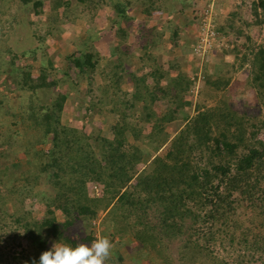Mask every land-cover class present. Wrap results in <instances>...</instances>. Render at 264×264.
Listing matches in <instances>:
<instances>
[{
    "label": "trees",
    "instance_id": "1",
    "mask_svg": "<svg viewBox=\"0 0 264 264\" xmlns=\"http://www.w3.org/2000/svg\"><path fill=\"white\" fill-rule=\"evenodd\" d=\"M75 1L87 5L92 0ZM95 1V7L91 8L93 14H96L97 5L102 0ZM156 1L158 0H147L142 3L153 7ZM174 1L181 5L182 11L189 5V0ZM49 3L45 16L46 31L55 30L57 34H61L65 30V35L71 38L65 25L74 23L78 16L68 12L71 0H51ZM103 3L116 15L111 21L113 34L105 26L101 31L98 28L96 31L88 29L77 36L73 35L71 45L75 50L65 59V62H69L79 71L81 81L85 83H88V78L90 79L98 66H108L94 44V36L105 34L111 46L110 60L118 53L116 67L119 70L124 59L128 58L123 57L128 49L121 50L127 37L121 24L123 21H130V17L126 15L129 3L119 0H103ZM247 5L246 0H241V5L235 6V10L229 14V20L220 23L217 17L214 24L219 37L228 36L231 31L245 39L241 60L237 47L225 52L233 54L240 61V66L249 64L245 86L255 91L260 105L264 108V42L255 46L247 33L239 27L240 22L246 28L264 27V0H252L249 7ZM12 8L17 10L15 16L18 18L20 8L28 11L29 15L40 16L45 11L44 0H0V25H6L7 22L14 26L17 22L14 14H11ZM60 8H63V13L59 14ZM244 9L251 14V20L243 19ZM141 21L138 25V38L149 30L147 20ZM192 21L196 22L195 17ZM1 30L0 28V34ZM2 53L8 59H2ZM18 59L23 62H16ZM32 60L35 63L44 62L39 65L36 79L29 74V62L33 63ZM57 74L58 70L50 60L46 45L20 55L6 45L4 48L0 47V86L7 84L6 79L9 78L8 82L15 89L29 93L28 101L20 99L19 109L23 113L18 115L13 113L9 105L12 102L6 96L0 99V115L3 105L7 104L10 109L9 125L16 127L14 130L9 126L6 136L1 135L0 129V160L6 156L2 150L9 147L12 136L21 140L26 156L24 163L13 160L2 162L0 188H3L4 193H0V212L4 217L13 219L9 226L15 227L5 234L8 235L10 230L18 231L16 235H22V238L30 242L28 253L1 247L0 264H33L34 261L39 264L40 255L50 250L54 242L75 247L77 242L70 233L64 234V231L77 225L80 218L86 221L94 218L98 211L108 209L111 202L123 211L121 217L124 224L117 231L121 234L110 238L114 248L106 264H146L153 261L168 264L169 255L164 242H184L187 235L190 239L192 235H202L201 227H196L199 222L217 223L218 231L203 236L206 247L192 251L183 248L184 252L193 255L199 253L206 257L210 250L208 243L216 240V234L233 235L241 231L238 228L239 220L234 214L236 204L231 201L234 193L239 195V202L247 201L256 210L258 222L250 230L253 235L251 250L254 253H264V142L255 137L258 130H264V121H255L247 115L239 114L226 96L220 97L212 108L196 112L190 125L181 128L177 137L171 140L163 157H155L157 163L154 173L139 172L137 166L147 163L151 153L146 155L129 142V136L134 142L138 140V129L125 122L122 116H117V122L112 126V138L103 136L100 129L90 133L62 123L65 103L69 97L67 93H56L55 89L67 75L64 72L61 77H56ZM229 74L230 69H227L223 71V75L216 77L218 86L215 89L221 91L229 84ZM52 75L54 77L48 79ZM150 75L156 77L159 72L155 71ZM177 87L181 92V89L187 90L189 85L186 83L184 87ZM90 90L88 88L89 92ZM35 100L38 103L34 105ZM122 104L114 102L111 111L121 110ZM102 106V101L98 103L89 99L84 111L98 114L102 111ZM154 133L155 128L144 137L147 140L144 143L156 154L164 145L159 139H152ZM32 135H36L35 140ZM189 137L193 139L189 140ZM36 145L39 148L32 152L31 148ZM45 147L47 151L44 150ZM12 151H17L16 147ZM11 168L14 171L26 168L36 170L39 172L38 178L41 175L47 183L53 184L51 191L54 195L45 203L46 214L42 221L31 224L26 217H19L15 204L21 199L17 201L16 198L34 197L33 182L34 185L38 183L36 177L32 181L30 177H25L28 182L31 181L32 187L28 189L24 186L18 190L16 181L12 180L15 172ZM133 178L136 184L131 183ZM88 183L100 184L104 195L90 197ZM8 203L14 209L10 214L6 207ZM204 208L207 211L201 214L200 210ZM54 211H59L64 220L59 221ZM131 215L133 220L127 222V216L130 218ZM92 240L95 239L89 237L83 243L90 244Z\"/></svg>",
    "mask_w": 264,
    "mask_h": 264
},
{
    "label": "rangeland",
    "instance_id": "2",
    "mask_svg": "<svg viewBox=\"0 0 264 264\" xmlns=\"http://www.w3.org/2000/svg\"><path fill=\"white\" fill-rule=\"evenodd\" d=\"M50 1L44 0L45 11L40 16L29 15L28 11L20 8L18 18L15 16L17 10L12 8L11 14H14L17 22L14 23V26H10L7 22L6 25L5 23L0 25L2 29L0 47L4 48L6 45L14 53L20 55L25 51L46 45L50 60L58 70L56 77H61L64 72L67 75L55 89L56 93H67L69 97L65 103L62 123L78 130L90 131V133L100 129L103 136L112 138V126L117 122V116H122L125 122L138 129V140L134 142L133 138L129 136V142L135 144L146 155L151 153L147 163L137 166L139 172L154 173L157 163L155 157H163L171 140L177 137L181 128L190 125L191 118L196 115V112L212 108L220 97L226 96L239 114L247 115L255 121H264V108L260 105L255 91L247 89L245 86L246 78L249 75V64L240 66V61L235 59L233 54H226L225 52L237 47L240 51L238 56L241 60L245 46L243 36L235 35L230 31L228 36H224V41L219 39V43L216 42V48H208L209 50H207L205 47L204 54H201L198 52L199 49L195 40L197 27L193 25L191 20L194 10H191L190 19L188 6L184 7L182 11L181 5L175 3L174 0H158L153 7H147L146 4L142 3V1L147 0H119L129 3L126 15L130 17V21L128 23L123 21L121 24L127 34L121 50L128 49L123 55V57L128 58L124 59L122 66H120L121 70H119L116 67L118 65V53L114 51L116 54L112 57L113 63H111L109 54L111 46L107 37L104 36L105 34L94 36V44L108 66L105 68L101 65L98 66L90 79L88 78V83H85V81H81L79 71L69 62H65L66 57L75 50L71 45V39L73 35L77 36L82 31L85 32L88 29L96 31L97 28L100 30L105 26L113 34L114 28L111 29V21L116 15L108 6L104 5L103 0L100 5H97L96 14H93L91 9L96 5L95 0L87 2V5L78 4L75 0H71L68 12L70 15L75 13L78 16L74 23L66 24V28L64 26L69 32L68 35L71 36L69 38L65 35V30L61 34H57L55 30L46 31L45 16L48 13ZM206 1L208 0L197 1L198 15L205 11V6H208ZM249 1L252 0H246L248 7ZM237 5H241V0H215V8L220 23L230 19L229 14L235 10ZM16 8L18 7L16 6ZM58 13H63V8H60ZM242 14L244 15L243 19L251 20L252 16L248 10L244 9ZM141 20H147L149 30L138 38V25L142 23ZM239 27L247 33L252 42L256 44L255 46L264 42V27L251 26L246 28L241 22ZM1 55H3L1 56L2 59H8L4 53ZM32 61L33 63L29 62L31 64L29 74L36 79L39 75V65L44 62L35 63L34 60ZM16 62L22 63L23 61L20 62L18 59ZM229 64L232 66L230 67ZM227 69H230V82L221 91H218L215 89L218 86V83L215 82L216 77L223 75V71H227ZM155 71L159 72V75L151 77L150 74ZM53 75L55 76V74ZM53 75L48 79L54 77ZM3 77L4 75H2ZM7 79V84L0 86V99L6 96L7 100L12 102L9 105L12 107L13 113L18 115V113H23L19 109L20 99L28 101L29 93L15 89ZM186 83L189 85L188 89H181L180 92L177 85L181 88ZM88 88L91 89L90 92ZM75 98L79 100H74ZM89 99L98 101V103L102 101L103 109L100 113L90 114L91 112L84 111V106L87 105ZM114 102L123 103L121 105L123 107H120L121 110L111 111ZM37 103L38 101L35 100L34 105ZM83 104L85 105L82 106ZM3 108L2 115H0V129L1 135L6 136L8 127L12 125H9V106L4 104ZM14 128L16 129L15 126L10 127V129ZM154 128L155 133L152 139L155 141L159 139L164 145L156 154L144 143L147 142L144 137L150 134ZM32 136L35 140L36 135ZM255 137L264 142V130H258ZM190 139L193 138L189 137ZM14 147L17 151H12ZM23 147L21 140L12 136L9 147L2 150L6 156L0 160V169L2 162L6 160L7 162L13 160L24 163L26 156ZM38 148L37 145L33 146L31 151H37ZM46 148H44L45 151H47ZM11 170L15 172L12 180L16 181L15 185L18 190L23 189L24 186L28 189L32 187L30 183L36 177L38 184L34 185L33 182L32 189V194H35L34 197L21 198L18 196L17 201L21 200L15 206L18 208L19 217H26L31 224L42 221L46 214L45 203L50 201L54 195L51 191L53 184L47 183V180L43 179L41 175L38 178L39 172L36 170L30 168L19 171H14L11 168ZM25 177H30L31 181L28 182ZM133 179L131 183L136 184V180ZM99 186L102 187L100 184H87L90 197L96 198L104 195ZM94 187H97V190ZM0 193H4L3 188H0ZM239 200V195L234 193L231 201L236 204L234 214L239 220L238 228L241 229L239 233L233 235L216 234V240L208 243L210 250L206 257H202L199 253L193 255L184 252L183 248L185 247L188 251L206 247L203 236L218 231L217 223L207 222L204 224L199 222L196 227H201L202 235H192V239L187 235L184 242L182 240L168 244L164 242L169 255L168 264H264V253H254L251 250L253 235L250 230L254 228V223L258 222L257 212L249 206L247 201L239 202ZM6 207L9 214L14 211L11 203H8ZM52 207L51 209H53ZM112 209L113 211H111ZM206 211L207 208H204V210H200V213L203 214ZM54 212L59 221L64 220L59 211ZM121 214H123L121 208L111 202L108 209L98 211L94 218L88 221L80 218L78 224L65 230L64 234L70 233L72 239L77 243H83L89 237L95 240L100 237L109 239L112 237L111 239H113L115 235H119L118 233L121 234V232L117 233L124 224ZM132 218L133 216L130 218L127 216L126 221H130ZM0 220H2L0 222L2 223L0 248L9 247L10 251L30 252V242L22 238V235H16L18 231L10 230L8 235L5 234L9 229H15L14 225L9 226L13 219L4 217L0 212ZM49 240H51L50 237ZM91 243L84 244L90 246ZM146 264H159V261Z\"/></svg>",
    "mask_w": 264,
    "mask_h": 264
},
{
    "label": "clouds",
    "instance_id": "3",
    "mask_svg": "<svg viewBox=\"0 0 264 264\" xmlns=\"http://www.w3.org/2000/svg\"><path fill=\"white\" fill-rule=\"evenodd\" d=\"M206 2L208 5L212 2L213 20L215 21L217 18L215 0H208ZM207 8L208 6H205V10ZM202 13L199 15L197 13L195 16L197 27L196 39L198 36L199 20ZM113 248V243L107 237L97 238L90 246L84 243H77L76 246L73 247L61 242H54L50 250L45 251L40 255L39 264H106L111 257ZM33 264H35V261Z\"/></svg>",
    "mask_w": 264,
    "mask_h": 264
},
{
    "label": "built area",
    "instance_id": "4",
    "mask_svg": "<svg viewBox=\"0 0 264 264\" xmlns=\"http://www.w3.org/2000/svg\"><path fill=\"white\" fill-rule=\"evenodd\" d=\"M219 39L224 41V37H219L215 30V24L213 20V5L212 2L208 5V8L201 14L199 20L198 36H197V46L201 54L205 47L207 50L214 49L217 47L216 42ZM209 48V49H208ZM97 190V187H94Z\"/></svg>",
    "mask_w": 264,
    "mask_h": 264
},
{
    "label": "crops",
    "instance_id": "5",
    "mask_svg": "<svg viewBox=\"0 0 264 264\" xmlns=\"http://www.w3.org/2000/svg\"><path fill=\"white\" fill-rule=\"evenodd\" d=\"M198 0H189L188 1V3H189V5H188V16H189V18L191 19V10H194V13H193V17H192V19L191 20H193L194 19V17L197 15V13H198V10H197V2ZM227 1V0H226ZM193 25L196 27V22L195 21H193Z\"/></svg>",
    "mask_w": 264,
    "mask_h": 264
}]
</instances>
